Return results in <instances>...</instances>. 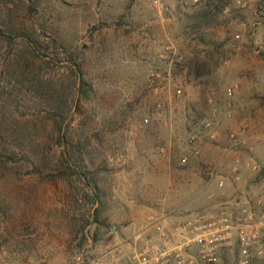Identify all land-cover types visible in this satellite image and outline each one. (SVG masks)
I'll return each mask as SVG.
<instances>
[{
	"label": "rangeland",
	"instance_id": "rangeland-1",
	"mask_svg": "<svg viewBox=\"0 0 264 264\" xmlns=\"http://www.w3.org/2000/svg\"><path fill=\"white\" fill-rule=\"evenodd\" d=\"M153 1L0 0V264H76L84 249L91 264H126L160 229L238 196L254 211L264 194L232 186L253 172L249 142L228 151L255 118L242 105L264 92V0ZM154 72L170 82L160 115ZM208 97L231 116L182 165ZM210 264H264V230Z\"/></svg>",
	"mask_w": 264,
	"mask_h": 264
},
{
	"label": "built area",
	"instance_id": "built-area-1",
	"mask_svg": "<svg viewBox=\"0 0 264 264\" xmlns=\"http://www.w3.org/2000/svg\"><path fill=\"white\" fill-rule=\"evenodd\" d=\"M158 5V0L153 1ZM167 50H170L167 47ZM165 78L158 72L151 73L147 79L148 90L156 97L152 107L153 114L160 115L166 107V100L163 95L169 89V83L164 84ZM237 86L228 89L231 95ZM173 98L182 95L180 87L172 90ZM210 106L209 117L192 121L189 126V133L186 140V148L181 156V164L186 165L192 158L198 157L200 147L205 138L213 141L217 138V128L220 117L224 114L230 118L231 113H224L214 106V99L207 98ZM149 119L144 118L143 123L148 124ZM238 131L230 132L228 135V151L236 150L245 144L244 138ZM165 146L159 147V152L165 154ZM239 163V160L236 159ZM262 165L251 163L250 169L253 172H260ZM254 211L248 201L238 196L232 201L225 202L217 214L209 215L200 213L187 218L176 224L170 230L160 229V239L147 241L137 252L133 251L126 257V264H194L200 259L205 264L213 263L220 250L228 248L235 241L242 254H247L252 245L259 238L264 230V194L258 197L254 203ZM195 249V252H194ZM90 252L84 249L75 257L76 264H91ZM246 263V262H245Z\"/></svg>",
	"mask_w": 264,
	"mask_h": 264
},
{
	"label": "crops",
	"instance_id": "crops-1",
	"mask_svg": "<svg viewBox=\"0 0 264 264\" xmlns=\"http://www.w3.org/2000/svg\"><path fill=\"white\" fill-rule=\"evenodd\" d=\"M258 70L255 68L254 65L249 63L244 68V73L242 76L250 81V89L255 91V86L252 83L257 82L256 76L258 75ZM246 83V82H245ZM248 102L244 103L242 107H246V112L250 114H254V119H249L246 124V129H242V137L245 139V142H249V149L251 150L250 159L256 163H259L264 168V154L261 152V148L259 149L255 141V139L259 137H264V120L261 121V118L264 117V92L260 89L259 91L252 92V95L248 97ZM236 108V105L233 107ZM236 110V109H235ZM237 111V110H236ZM245 111V110H244ZM234 125H232V128ZM235 129H239L237 125L234 127ZM253 151V152H252ZM249 154V153H248ZM250 179H253L251 182ZM237 180V179H236ZM232 181V186L240 189L241 187H248L250 189L256 188H264V169L262 172L257 173L252 172L249 174L247 178H241L239 175L238 180Z\"/></svg>",
	"mask_w": 264,
	"mask_h": 264
},
{
	"label": "trees",
	"instance_id": "trees-1",
	"mask_svg": "<svg viewBox=\"0 0 264 264\" xmlns=\"http://www.w3.org/2000/svg\"><path fill=\"white\" fill-rule=\"evenodd\" d=\"M1 36H5V33H4V31H2V29H0V38H1Z\"/></svg>",
	"mask_w": 264,
	"mask_h": 264
}]
</instances>
